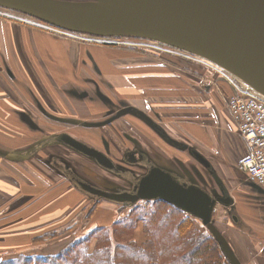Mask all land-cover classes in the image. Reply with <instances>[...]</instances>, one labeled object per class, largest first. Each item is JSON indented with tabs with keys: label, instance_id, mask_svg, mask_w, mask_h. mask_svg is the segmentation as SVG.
<instances>
[{
	"label": "rangeland",
	"instance_id": "rangeland-1",
	"mask_svg": "<svg viewBox=\"0 0 264 264\" xmlns=\"http://www.w3.org/2000/svg\"><path fill=\"white\" fill-rule=\"evenodd\" d=\"M0 21L7 24H0V37L18 35L16 49L12 42L8 46V59L0 55V260L55 255L87 231L127 216L135 204L101 199L98 211L106 209V217L105 211L99 214L106 219L96 214L90 220L98 198L75 186L64 170L104 189L132 190L147 173L123 159L132 148L184 182L199 183L234 203L252 186L264 190L242 168L249 150L225 108L242 84L232 74L157 41L65 31L4 7ZM134 108L162 131L131 112ZM61 133L109 154L124 171L118 175L55 142ZM192 150L203 154L211 168ZM233 202H219L213 218L242 255L245 232L234 223L238 204ZM136 238L143 240L141 228ZM254 242L264 246L261 235Z\"/></svg>",
	"mask_w": 264,
	"mask_h": 264
},
{
	"label": "water",
	"instance_id": "water-1",
	"mask_svg": "<svg viewBox=\"0 0 264 264\" xmlns=\"http://www.w3.org/2000/svg\"><path fill=\"white\" fill-rule=\"evenodd\" d=\"M0 7L67 31L157 41L212 62L264 97V0H0ZM56 140L106 166L112 164L100 150L73 136L64 134ZM196 155L209 165L204 155ZM82 186L113 200L168 201L199 218L229 262L242 264L213 218L217 204L229 205L230 197L211 195L196 184L185 185L159 166L150 169L132 194Z\"/></svg>",
	"mask_w": 264,
	"mask_h": 264
},
{
	"label": "trees",
	"instance_id": "trees-1",
	"mask_svg": "<svg viewBox=\"0 0 264 264\" xmlns=\"http://www.w3.org/2000/svg\"><path fill=\"white\" fill-rule=\"evenodd\" d=\"M67 172L78 176L72 170H64L73 183ZM100 200L93 204L90 220L103 213L98 211ZM143 202L151 205L142 208L141 202L135 204L127 216L87 231V236L73 240L55 255L19 254L0 260V264H231L199 218L163 199ZM197 220L201 221V228ZM139 228L143 234L141 242L136 238Z\"/></svg>",
	"mask_w": 264,
	"mask_h": 264
},
{
	"label": "built area",
	"instance_id": "built-area-1",
	"mask_svg": "<svg viewBox=\"0 0 264 264\" xmlns=\"http://www.w3.org/2000/svg\"><path fill=\"white\" fill-rule=\"evenodd\" d=\"M237 89L226 108L249 149L242 168L251 181L264 188V97L243 83Z\"/></svg>",
	"mask_w": 264,
	"mask_h": 264
},
{
	"label": "crops",
	"instance_id": "crops-1",
	"mask_svg": "<svg viewBox=\"0 0 264 264\" xmlns=\"http://www.w3.org/2000/svg\"><path fill=\"white\" fill-rule=\"evenodd\" d=\"M0 24L7 25L2 23L1 21ZM29 30H30L29 28H25V27H22L21 29V31L25 34H28ZM34 32L35 31H32L31 33ZM39 36L40 38L45 39V36L43 34H40ZM17 37L18 35L14 36V38ZM14 38L12 36H10L9 38L0 37V55L4 54L5 59H8L7 58V54L9 52L8 46H10L11 42L14 48L16 49L14 44ZM24 38H28V36L24 35ZM2 46L4 47L3 49H1ZM233 126L236 127L234 123ZM225 133H228V131L225 130ZM227 138L228 136H225V139ZM247 151H248V147H247ZM247 190L248 192H243V196L238 197L235 203L233 202L232 199L234 206L238 204V207L236 208L238 213L237 215L234 216L235 217L234 223L235 225L237 224L236 222L241 223V227L239 228L244 229L246 238L249 237L246 239L244 236H242L244 238V242H242L243 243L242 255L239 254L237 256L241 260L242 264H264V246L259 247L260 242H259V246L256 245V243L254 242V240L258 235H261L264 238V190H260L255 186H252V188H248ZM232 202L229 205H231ZM102 211L103 212L105 211V217H106L108 212H106V210H102ZM105 217L104 218L100 217V218L106 219ZM253 219L258 220L259 224L252 223ZM255 227H258L261 230L257 231ZM262 244L264 245V242Z\"/></svg>",
	"mask_w": 264,
	"mask_h": 264
},
{
	"label": "flooded vegetation",
	"instance_id": "flooded-vegetation-1",
	"mask_svg": "<svg viewBox=\"0 0 264 264\" xmlns=\"http://www.w3.org/2000/svg\"><path fill=\"white\" fill-rule=\"evenodd\" d=\"M135 109V108H134ZM131 112H133V113H135L136 114V116H138V117H140L141 119H143L144 121H147L149 124H151L155 129H157L158 131H162V128H161V126H159L157 123H155L151 118H150V116H148L145 112H143V111H140V110H138V109H135V111L132 109L131 110ZM64 134H68V135H70V136H73V135H71L70 133H61V134H59V135H56V136H54L53 137V140L55 141V142H60V143H64L63 141H61V140H56V137H58V136H63ZM136 136H140V134L139 133H137V134H135ZM163 136H165V133H163ZM74 137V136H73ZM75 138V137H74ZM78 140V139H77ZM80 141V140H79ZM82 142V141H81ZM64 144H66V143H64ZM86 144V143H85ZM68 145V144H67ZM88 145V144H87ZM69 146V145H68ZM89 146V145H88ZM180 146V145H179ZM71 147V146H70ZM91 147V146H90ZM71 148H73V147H71ZM92 148H94V147H92ZM74 149V148H73ZM95 149H97V150H100V149H98V148H95ZM76 150V149H75ZM78 151V150H77ZM101 152H102V154L104 153V155L105 156H107L110 160H111V166H106L105 164H103V163H101V162H99L96 158H92V159H94L98 164H99V166H101L102 168H104V169H107V170H109V171H112V172H114V173H116V174H122V171H124V168L122 167V166H119L118 165V163L117 162H115L114 161V159L109 155V154H106L105 152H103L102 150H100ZM197 150H192V153H193V155L197 158V159H199L200 161H201V159H200V155H196L197 153H199V151H197ZM80 152V151H79ZM82 153V152H81ZM196 153V154H195ZM206 158V157H205ZM123 159L127 162V161H129L130 163H133V164H135V165H138V166H140L141 168H146L147 169V173L146 174H144V175H142L141 177H139V179L137 180V182H135L134 184H135V187L132 189V190H127V189H121V188H116V187H114V188H112V189H104L103 187H100V186H98V185H95V184H92L91 182H88V181H86L83 177H81L80 175H79V173H76L75 171H74V173H75V175L76 176H78V177H75L74 175H72L70 172H67V174H68V176L72 179V181H73V184L75 185V186H78L79 188H81L82 190H84V191H86L88 194H90V195H92L93 197H98V198H100V199H106V200H110V201H115V202H118V203H121V204H125V205H130V204H136V203H139V202H143L144 200L145 201H151V200H148V199H142V200H140V201H138V202H135V203H132L131 201H129V200H113V199H109V198H105V197H102V196H98V195H95V194H93V193H91V192H89L88 190H86L85 188H83V186L82 185H89V186H91V187H94V188H96V189H101V190H104V191H107V192H111V193H114V194H125V193H127V194H132V193H135L136 191H137V189H138V186H139V182H140V180L145 176V175H147L148 173H149V171H150V169L151 168H153V167H155V166H159V167H161V168H163V169H165L166 171H168V172H170V173H172L180 182H182L183 184H185V185H189V184H192V183H186V182H184L182 179H180L179 177H178V175L177 174H175L174 172H172V171H170V170H168V169H166V168H164V167H162V166H160V165H157V164H154V162L148 157V155L145 153V152H143L141 149H139V148H135V149H129L128 151H126V152H123ZM207 159V158H206ZM208 160V159H207ZM208 162H209V160H208ZM201 163L203 164V165H205L207 168H211V164H210V162H209V165H206L205 163H203L202 161H201ZM120 167H122V168H120ZM128 176V175H127ZM129 177V176H128ZM132 180V179H131ZM132 181H134V180H132ZM194 184H196V185H198V186H200L201 187V185H199V183H196V182H194ZM202 188H204V187H202ZM205 189V188H204ZM206 190V189H205ZM207 191V190H206ZM207 192H209V191H207ZM210 193V192H209ZM211 194V193H210ZM211 195H213V194H211ZM96 199V198H95ZM99 199V200H100ZM97 200L98 199H96V202H97Z\"/></svg>",
	"mask_w": 264,
	"mask_h": 264
}]
</instances>
